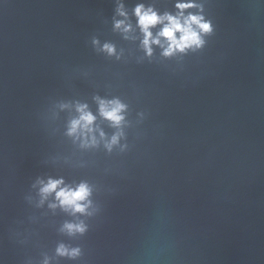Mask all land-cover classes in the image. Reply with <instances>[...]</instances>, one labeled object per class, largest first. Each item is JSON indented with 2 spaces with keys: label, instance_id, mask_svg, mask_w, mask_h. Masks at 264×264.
<instances>
[{
  "label": "water",
  "instance_id": "obj_1",
  "mask_svg": "<svg viewBox=\"0 0 264 264\" xmlns=\"http://www.w3.org/2000/svg\"><path fill=\"white\" fill-rule=\"evenodd\" d=\"M177 2L0 0V264H264V0H184L203 44L147 54L135 7ZM49 180L87 185L85 212Z\"/></svg>",
  "mask_w": 264,
  "mask_h": 264
},
{
  "label": "clouds",
  "instance_id": "obj_2",
  "mask_svg": "<svg viewBox=\"0 0 264 264\" xmlns=\"http://www.w3.org/2000/svg\"><path fill=\"white\" fill-rule=\"evenodd\" d=\"M191 2H184V0H178L175 4V8L178 10L176 15L164 13L158 15L151 7L145 8L142 4L137 5L134 9V15L137 17V25L140 31L143 33L142 46L147 54H151V44H160V38H164L166 41V47H163L162 55L169 56L176 51L183 52L188 48L200 47L203 44L201 39V33L210 32V24L203 20L202 16L189 14L184 16V10L195 7ZM120 16H125L126 13L121 8L117 9ZM162 25L159 33L153 38L151 31L149 30L153 26ZM115 28L122 29L124 32L129 31L130 25L125 24L123 20L116 21ZM178 34V35H177ZM105 50L111 54L113 48L110 45L104 46ZM124 105L120 102L113 101H99V112L101 116L109 120L113 126H119L123 120L121 115ZM77 111L80 113L77 119L71 121L69 127V135L79 132L83 138L86 134H91L93 129L91 127L95 117L85 111V106H79ZM103 137V133H100ZM117 135L111 138L107 147L110 148L112 144L117 142ZM95 143L94 138H91ZM62 183L60 180H49L46 185L41 187V194L46 196L49 193L55 192V197L59 201L60 206L64 208H70L73 212L84 213L88 204L87 197L89 196V189L87 185L81 183L74 190L70 188H59ZM59 188V190H57ZM84 202V203H82ZM65 227L69 232L75 230L79 232L84 231L83 225L67 224ZM58 253L63 255L65 250L63 247L58 248ZM71 255H76L77 250H73Z\"/></svg>",
  "mask_w": 264,
  "mask_h": 264
}]
</instances>
